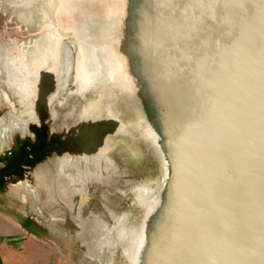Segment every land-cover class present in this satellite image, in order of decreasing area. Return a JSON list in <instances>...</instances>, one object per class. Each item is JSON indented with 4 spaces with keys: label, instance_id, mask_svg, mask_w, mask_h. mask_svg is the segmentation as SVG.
Segmentation results:
<instances>
[{
    "label": "rangeland",
    "instance_id": "1",
    "mask_svg": "<svg viewBox=\"0 0 264 264\" xmlns=\"http://www.w3.org/2000/svg\"><path fill=\"white\" fill-rule=\"evenodd\" d=\"M146 6L145 0H0V115L32 108L42 95L47 133L66 145L62 155L48 149L0 183V264H145L157 221L164 230L175 221L164 223L172 172L161 147L144 138L142 99L107 88L114 67L129 56ZM144 26L141 36L150 41L140 65L155 67L156 55L165 70L162 61L174 63L172 47L156 43ZM101 76L105 83L96 84ZM113 112L117 120L103 121ZM77 125L84 132L79 150L68 141ZM160 262L156 253L152 263Z\"/></svg>",
    "mask_w": 264,
    "mask_h": 264
},
{
    "label": "water",
    "instance_id": "2",
    "mask_svg": "<svg viewBox=\"0 0 264 264\" xmlns=\"http://www.w3.org/2000/svg\"><path fill=\"white\" fill-rule=\"evenodd\" d=\"M145 1L125 69L107 83L142 99L144 138L172 172L163 217L175 221H157L145 264L155 253L162 264H264V0ZM144 24L172 47L165 70L156 55L140 65Z\"/></svg>",
    "mask_w": 264,
    "mask_h": 264
},
{
    "label": "flooded vegetation",
    "instance_id": "3",
    "mask_svg": "<svg viewBox=\"0 0 264 264\" xmlns=\"http://www.w3.org/2000/svg\"><path fill=\"white\" fill-rule=\"evenodd\" d=\"M2 65L5 64L2 62ZM2 72H4V68ZM43 103L44 100L41 95L32 108H30L31 105L25 106L23 104L24 108L19 113H7V116L0 115V163H2L0 166V183L5 180L3 178L6 176L8 178L16 176L20 169L30 166L41 158L40 156L48 149L62 151V148L66 147L63 140L55 136L56 134L47 133L46 126L49 124V120L45 117ZM29 113L32 118H30ZM70 113L73 117H77L74 108L71 109ZM105 117L103 121L109 122L117 120L119 116L118 113L113 112L105 115ZM117 124H112V129ZM104 125L106 124L102 126ZM80 126L82 125H77L78 130L75 133H72L70 129L68 130L70 132L68 141L71 149L79 150L80 145L83 144L79 141V137L84 134ZM112 129L107 132L112 131ZM113 130L118 131V128ZM62 153L64 151L61 152V155ZM59 159H63V157L57 160Z\"/></svg>",
    "mask_w": 264,
    "mask_h": 264
},
{
    "label": "bare ground",
    "instance_id": "4",
    "mask_svg": "<svg viewBox=\"0 0 264 264\" xmlns=\"http://www.w3.org/2000/svg\"><path fill=\"white\" fill-rule=\"evenodd\" d=\"M141 45L143 46V47H147L148 45H149V41H150V39H149V35H142L141 36ZM40 42V41H39ZM78 47V46H77ZM87 51V50H86ZM161 54V53H160ZM55 55V54H54ZM66 55V54H65ZM88 55V54H87ZM161 57V56H160ZM37 60V59H36ZM84 63V62H83ZM162 65H163V67L165 66V63L162 61ZM166 69V68H165ZM86 73V72H85ZM92 73V72H91ZM88 74V73H87ZM90 75V74H89ZM91 76V75H90ZM15 77V76H14ZM92 77H93V74H92ZM97 77V76H96ZM102 77V76H101ZM95 78V77H94ZM15 79V78H14ZM95 80H97V79H95ZM104 80H106L104 77H102L101 79L99 78V80H97L96 82H98V83H96V84H101V83H105V81ZM93 84H95V81H94V83ZM90 85H92V83L90 84ZM81 86V85H80ZM88 87H90V86H88ZM156 254V253H155ZM155 256V255H154ZM159 263V262H158ZM153 264V263H152Z\"/></svg>",
    "mask_w": 264,
    "mask_h": 264
}]
</instances>
